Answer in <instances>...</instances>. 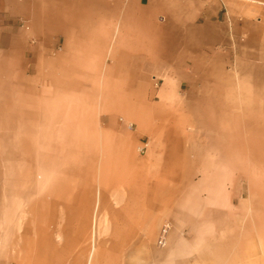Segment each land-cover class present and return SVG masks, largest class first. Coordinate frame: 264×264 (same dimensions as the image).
<instances>
[{"label": "crops", "instance_id": "1", "mask_svg": "<svg viewBox=\"0 0 264 264\" xmlns=\"http://www.w3.org/2000/svg\"><path fill=\"white\" fill-rule=\"evenodd\" d=\"M247 108L264 109V0H0V214L18 205L0 253L111 264L167 225L160 250L188 259L234 230L219 173Z\"/></svg>", "mask_w": 264, "mask_h": 264}, {"label": "rangeland", "instance_id": "2", "mask_svg": "<svg viewBox=\"0 0 264 264\" xmlns=\"http://www.w3.org/2000/svg\"><path fill=\"white\" fill-rule=\"evenodd\" d=\"M233 116L235 170L219 176L232 177L229 190L234 200V230H219L208 236L198 234L197 248L189 253L188 259L180 257L178 251L173 257L161 251L158 237L145 251H124L117 253V259L116 253H106L111 264L114 261L121 264H264V109H235ZM17 208V204L10 203L4 214H0V225L3 223L12 247L17 245ZM174 247L177 248L175 242ZM15 254L0 253V258L17 264ZM93 255L96 257L98 252ZM43 257L46 259L45 253Z\"/></svg>", "mask_w": 264, "mask_h": 264}, {"label": "built area", "instance_id": "3", "mask_svg": "<svg viewBox=\"0 0 264 264\" xmlns=\"http://www.w3.org/2000/svg\"><path fill=\"white\" fill-rule=\"evenodd\" d=\"M140 150H142V147L140 148ZM166 230H167V225L166 226H164L163 227V229H162V234H161V237H160V239H159V243L160 244H164V237H165V234H166Z\"/></svg>", "mask_w": 264, "mask_h": 264}]
</instances>
